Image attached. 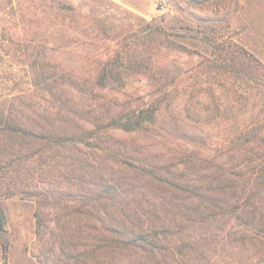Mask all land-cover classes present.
<instances>
[{
    "label": "rangeland",
    "instance_id": "1",
    "mask_svg": "<svg viewBox=\"0 0 264 264\" xmlns=\"http://www.w3.org/2000/svg\"><path fill=\"white\" fill-rule=\"evenodd\" d=\"M162 1L0 0V264H131L97 242L86 194L138 171L118 140L190 181L226 168L264 201V0ZM152 107L141 132L106 127ZM9 119L103 141L9 135Z\"/></svg>",
    "mask_w": 264,
    "mask_h": 264
},
{
    "label": "trees",
    "instance_id": "2",
    "mask_svg": "<svg viewBox=\"0 0 264 264\" xmlns=\"http://www.w3.org/2000/svg\"><path fill=\"white\" fill-rule=\"evenodd\" d=\"M156 112L153 107L132 110L112 117L106 127L141 132L155 122ZM6 127L9 135L28 134L59 145L67 138L103 141L95 130L88 134L55 122L36 129L9 119ZM118 143L116 148L112 144L107 148L139 159L138 171L126 180L113 173L106 185L86 191L96 198L97 242L108 247L113 258L124 255L131 264H191V259L208 264L213 258L209 252H213L220 254L214 262L251 264V248L264 247V201L254 197L249 181H241L221 167L209 177L190 181L169 166H159L151 152L135 155L137 149L132 151L122 140ZM129 188L136 193L133 198L125 193ZM122 194L124 199L117 200ZM104 208V214H99Z\"/></svg>",
    "mask_w": 264,
    "mask_h": 264
},
{
    "label": "built area",
    "instance_id": "3",
    "mask_svg": "<svg viewBox=\"0 0 264 264\" xmlns=\"http://www.w3.org/2000/svg\"><path fill=\"white\" fill-rule=\"evenodd\" d=\"M162 2H163V6H164V5H166V3H167V1H166V0H163Z\"/></svg>",
    "mask_w": 264,
    "mask_h": 264
}]
</instances>
